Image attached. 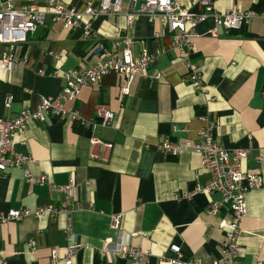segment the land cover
<instances>
[{
  "label": "crops",
  "instance_id": "crops-1",
  "mask_svg": "<svg viewBox=\"0 0 264 264\" xmlns=\"http://www.w3.org/2000/svg\"><path fill=\"white\" fill-rule=\"evenodd\" d=\"M12 1L16 6L25 2ZM62 1L82 11L90 0ZM198 1L177 0L192 14L199 12ZM211 1L220 12H264V0ZM212 27L211 19L197 25L188 56L206 87L200 93L190 85L181 51L171 46L170 34L158 23L139 17L129 29L124 15H101L93 28L106 45L128 36L133 57L143 51L162 54L145 76L136 78L129 95L119 94L121 79L110 73L65 104L81 121L49 117L45 123L30 122L12 136L14 151L31 157L27 168L32 175H45L56 186L74 184L69 217L75 242L82 248L72 264H130L113 253H98L115 243L112 218L118 215L122 243L149 250L146 264H168L159 257L174 258L175 251L185 260L205 264L219 259L230 213L226 208L217 215L206 213L218 197L195 192L207 182L200 156L157 150L165 141L197 140V132L208 123L215 143L228 151L248 150L245 172L262 176L263 185L246 194L238 245L239 264H264V22L256 17L238 30L219 29L218 38L208 34ZM92 49L81 29L67 31L60 23L37 30L25 44L0 45V54L9 52L16 60L9 72L0 69V117L13 118L22 109L36 108L43 97L56 96L64 85L61 73L98 62ZM52 72L59 73L49 77ZM157 74L159 79L154 78ZM7 95L13 97L10 109L3 105ZM97 107L115 113L112 125L92 126L98 123ZM92 136L112 147H91ZM62 199V193L26 182L21 169L0 173V216L57 206ZM67 224L62 213L0 224V259L7 264H47L50 251L57 249L56 264H65ZM30 241L34 247H28Z\"/></svg>",
  "mask_w": 264,
  "mask_h": 264
},
{
  "label": "built area",
  "instance_id": "built-area-1",
  "mask_svg": "<svg viewBox=\"0 0 264 264\" xmlns=\"http://www.w3.org/2000/svg\"><path fill=\"white\" fill-rule=\"evenodd\" d=\"M199 12L185 11L177 0H90L82 11L66 5L62 0H43L39 4L36 0H25L16 6L12 0H0V45L14 46L27 42L28 36L41 28H46L49 23H60L67 31L81 29L85 41L93 45L92 54L98 62L92 65H81L79 68L61 73L64 85L61 91L53 97H43L34 109H22L13 118L0 117V173L9 169H21L26 182L47 186L49 190L63 194V199L58 205L49 204L34 211L12 210L6 216H0V224L8 221H17L27 217L39 218L45 215L55 216L64 214L68 224L65 232V264H72L82 248L74 239L69 214L74 196V184L69 182L65 186H56L47 180L45 175L34 176L28 170L32 162L31 157L18 154L14 151L12 136L26 130L30 122L45 123L49 117L66 119L71 122L81 121L80 114L67 108L66 103L76 100L82 89L95 87L101 83L103 77L115 73L121 79L119 94L129 95L132 86L139 76H145L147 70L155 63L162 52L155 51L142 54L135 58L130 50L128 36L116 37L112 45H106L93 28L94 22L101 15H124L127 27L130 29L136 18L144 17L149 23H158L161 29L171 36V46L181 51L182 59L190 71L189 82L196 92H204L206 87L199 68L188 62L192 50V39L196 36L198 24L211 19L213 27L208 34L218 38V30L234 31L247 25L253 18H260L264 22V12L239 11L230 9L218 11L211 0H199ZM159 38V33L155 34ZM120 48V49H119ZM16 60L9 52L0 54V69L9 72ZM25 66V62L21 63ZM59 72L49 73V77L56 76ZM44 76L43 71H39ZM159 79L160 75L154 77ZM13 101L11 95L4 98V108L10 109ZM94 118L98 123L92 126L108 127L115 119V113L106 107H97ZM213 125L208 123L197 132V140L171 143L165 141L157 145V150L164 154L178 155L181 152H192L200 156L201 169L207 176L204 187H197V193L216 195L217 201H211L206 207V213L217 215L226 208L230 215L225 226V232L219 250V259L212 264H239L240 249L238 236L241 221L246 215V194L263 185L260 174L246 173L243 163L248 155V150L236 149L228 151L214 142L211 131ZM91 147L103 145L110 149V144H102L97 137H90ZM187 197V196H185ZM177 198V197H175ZM121 217L112 218V229L117 232L115 243L108 244L98 250L100 256L113 253L117 257L128 259L130 264H146L150 257L149 250L128 247L122 243L120 231ZM28 247H34V241L28 242ZM86 247V246H85ZM174 258L159 257V261L168 264H205L201 259L185 260L175 251ZM57 249L50 251L47 264H56L59 261ZM0 264H7L0 259Z\"/></svg>",
  "mask_w": 264,
  "mask_h": 264
}]
</instances>
